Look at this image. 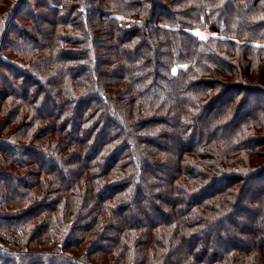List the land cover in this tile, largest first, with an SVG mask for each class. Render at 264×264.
Masks as SVG:
<instances>
[{
    "label": "trees",
    "instance_id": "16d2710c",
    "mask_svg": "<svg viewBox=\"0 0 264 264\" xmlns=\"http://www.w3.org/2000/svg\"><path fill=\"white\" fill-rule=\"evenodd\" d=\"M0 264H264V0H0Z\"/></svg>",
    "mask_w": 264,
    "mask_h": 264
},
{
    "label": "rangeland",
    "instance_id": "374dc122",
    "mask_svg": "<svg viewBox=\"0 0 264 264\" xmlns=\"http://www.w3.org/2000/svg\"><path fill=\"white\" fill-rule=\"evenodd\" d=\"M21 32H23L24 34L26 33V34H28L27 32H29L30 33V31H28V30H26V29H24V30H22ZM200 38H208V37H210V36H212V35H214V33H209V32H207L206 30H202V29H197V30H195L194 31ZM19 34H20V32H19ZM253 184H257V183H255L254 182V179H252L251 180V182H249L248 183V185H247V188L245 189V190H243L242 192H241V197H240V200L242 201V203L244 204V205H246V204H248L249 203V197L252 195V191H253ZM254 193V192H253ZM149 196V198H153V195L152 194H149L148 195ZM152 217V215L150 216V218ZM251 218L253 219L254 218V216H251ZM250 221L251 220H249V222L248 223H250ZM238 223V225H241L239 222H237ZM202 238H203V240L201 239H199L202 243H204V238H206V241L208 240V238L209 239H211V237H209V236H204V235H202L201 236ZM201 237H199V238H201ZM219 246V245H218ZM217 246V247H218Z\"/></svg>",
    "mask_w": 264,
    "mask_h": 264
}]
</instances>
